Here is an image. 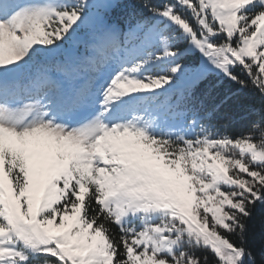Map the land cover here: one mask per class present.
<instances>
[{
	"label": "snow or ice",
	"instance_id": "6c2138e0",
	"mask_svg": "<svg viewBox=\"0 0 264 264\" xmlns=\"http://www.w3.org/2000/svg\"><path fill=\"white\" fill-rule=\"evenodd\" d=\"M258 213L264 0H0V264H264Z\"/></svg>",
	"mask_w": 264,
	"mask_h": 264
},
{
	"label": "trees",
	"instance_id": "16d2710c",
	"mask_svg": "<svg viewBox=\"0 0 264 264\" xmlns=\"http://www.w3.org/2000/svg\"><path fill=\"white\" fill-rule=\"evenodd\" d=\"M242 113L236 114L235 122L229 128V131L238 134L241 131H247L259 117L255 114H249L247 119H240ZM254 238H250L249 246L252 248L257 261L264 259V215L257 214L254 221Z\"/></svg>",
	"mask_w": 264,
	"mask_h": 264
}]
</instances>
